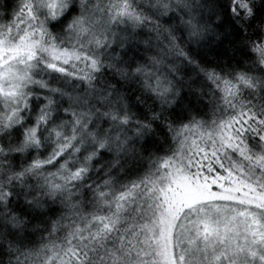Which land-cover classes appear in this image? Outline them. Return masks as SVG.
Listing matches in <instances>:
<instances>
[{
    "label": "clouds",
    "instance_id": "1",
    "mask_svg": "<svg viewBox=\"0 0 264 264\" xmlns=\"http://www.w3.org/2000/svg\"><path fill=\"white\" fill-rule=\"evenodd\" d=\"M0 264H264V0H0Z\"/></svg>",
    "mask_w": 264,
    "mask_h": 264
},
{
    "label": "rangeland",
    "instance_id": "2",
    "mask_svg": "<svg viewBox=\"0 0 264 264\" xmlns=\"http://www.w3.org/2000/svg\"><path fill=\"white\" fill-rule=\"evenodd\" d=\"M233 184L234 186H230L227 180H225L224 182H217L216 183L217 190L213 192V195L219 196V198L229 201H235L240 199V197L235 195V193L237 192H240L242 196L251 195V193H248L247 191L242 189L239 184H235V182H233Z\"/></svg>",
    "mask_w": 264,
    "mask_h": 264
}]
</instances>
